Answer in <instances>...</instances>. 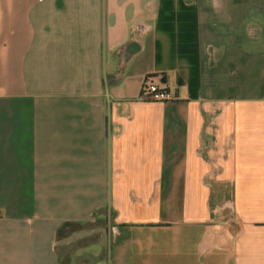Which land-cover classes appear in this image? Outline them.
<instances>
[{
  "label": "crops",
  "instance_id": "crops-1",
  "mask_svg": "<svg viewBox=\"0 0 264 264\" xmlns=\"http://www.w3.org/2000/svg\"><path fill=\"white\" fill-rule=\"evenodd\" d=\"M126 256L264 264V0H0V264Z\"/></svg>",
  "mask_w": 264,
  "mask_h": 264
},
{
  "label": "built area",
  "instance_id": "built-area-1",
  "mask_svg": "<svg viewBox=\"0 0 264 264\" xmlns=\"http://www.w3.org/2000/svg\"><path fill=\"white\" fill-rule=\"evenodd\" d=\"M141 100L147 102L166 103L176 100L175 94L171 93L165 86H159L150 81H145L141 94Z\"/></svg>",
  "mask_w": 264,
  "mask_h": 264
},
{
  "label": "rangeland",
  "instance_id": "rangeland-1",
  "mask_svg": "<svg viewBox=\"0 0 264 264\" xmlns=\"http://www.w3.org/2000/svg\"><path fill=\"white\" fill-rule=\"evenodd\" d=\"M229 223H230V220H229ZM94 247H97V245L95 244V245H93ZM110 249H111V247L109 246V247H107L106 249H105V251H108L109 252V254H110ZM103 262V260H97L95 263L96 264H103L102 263ZM124 262H125V264H127L128 263V259H127V256L125 257V259H124ZM108 262H106V264H107ZM109 264H110V262H109Z\"/></svg>",
  "mask_w": 264,
  "mask_h": 264
}]
</instances>
